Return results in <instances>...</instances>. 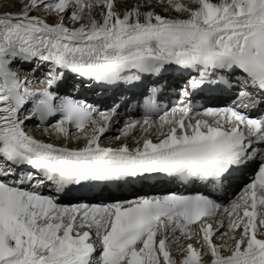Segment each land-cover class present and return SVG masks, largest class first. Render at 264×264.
<instances>
[{
    "label": "snow or ice",
    "instance_id": "6c2138e0",
    "mask_svg": "<svg viewBox=\"0 0 264 264\" xmlns=\"http://www.w3.org/2000/svg\"><path fill=\"white\" fill-rule=\"evenodd\" d=\"M14 7L0 264H264V0Z\"/></svg>",
    "mask_w": 264,
    "mask_h": 264
},
{
    "label": "bare ground",
    "instance_id": "6f19581e",
    "mask_svg": "<svg viewBox=\"0 0 264 264\" xmlns=\"http://www.w3.org/2000/svg\"><path fill=\"white\" fill-rule=\"evenodd\" d=\"M15 3H16V0H0V12L14 11ZM149 194H153V193H149Z\"/></svg>",
    "mask_w": 264,
    "mask_h": 264
}]
</instances>
